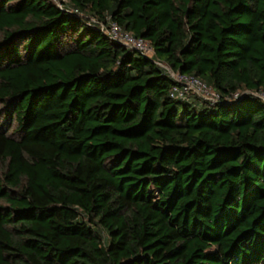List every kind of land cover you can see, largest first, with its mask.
I'll return each instance as SVG.
<instances>
[{
	"label": "trees",
	"instance_id": "obj_1",
	"mask_svg": "<svg viewBox=\"0 0 264 264\" xmlns=\"http://www.w3.org/2000/svg\"><path fill=\"white\" fill-rule=\"evenodd\" d=\"M259 89L264 0H0V264H264Z\"/></svg>",
	"mask_w": 264,
	"mask_h": 264
},
{
	"label": "built area",
	"instance_id": "obj_2",
	"mask_svg": "<svg viewBox=\"0 0 264 264\" xmlns=\"http://www.w3.org/2000/svg\"><path fill=\"white\" fill-rule=\"evenodd\" d=\"M59 7L66 2V0H54ZM95 23V20H91ZM100 29L108 35L111 39L116 40L128 48L136 49L144 54L152 51L148 42L141 38H135L130 32L123 30L117 23L109 22L106 25L100 24ZM161 65V64H160ZM165 68L167 74L172 78L174 84L170 90V96L180 100H189L191 96L195 95L202 100L215 103L219 100V95L206 83L199 80L197 77L190 74H181L173 72L167 66L161 65ZM259 98L264 103V91L256 90L253 92H245ZM238 93H235L232 98L236 99Z\"/></svg>",
	"mask_w": 264,
	"mask_h": 264
},
{
	"label": "rangeland",
	"instance_id": "obj_3",
	"mask_svg": "<svg viewBox=\"0 0 264 264\" xmlns=\"http://www.w3.org/2000/svg\"><path fill=\"white\" fill-rule=\"evenodd\" d=\"M150 46V45H149ZM148 54V56H151L152 54H153V50L151 51V52H149V53H147ZM200 104V103H199Z\"/></svg>",
	"mask_w": 264,
	"mask_h": 264
}]
</instances>
